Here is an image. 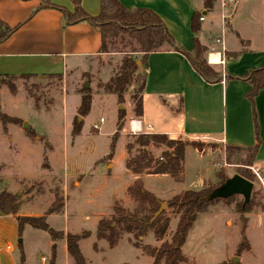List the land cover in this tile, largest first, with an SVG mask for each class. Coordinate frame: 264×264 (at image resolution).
<instances>
[{"label":"rangeland","instance_id":"1","mask_svg":"<svg viewBox=\"0 0 264 264\" xmlns=\"http://www.w3.org/2000/svg\"><path fill=\"white\" fill-rule=\"evenodd\" d=\"M193 1L196 7L201 9L200 0ZM215 2L216 0L213 1L214 11H219V6ZM236 6V21H233V28L236 27L242 38L252 39V42H249L254 48L264 46V0H238ZM209 14L213 16L215 12ZM224 24L226 25V22ZM4 32V25H0V34ZM223 35L233 40L238 39L235 34L227 30L226 26H223ZM119 56H108L111 69L115 68ZM95 59H89L88 63L93 60L94 66ZM107 59L106 57L104 60ZM142 72L143 70L140 69L139 74ZM109 73L111 75L112 72ZM62 79V76L42 80L16 79L2 85L0 182L5 185V190L10 189L12 193L17 190L23 203L29 198L22 211L39 215L48 206V201L54 200V193L64 197L59 191L61 178L72 176L66 184L72 190L68 193L65 211L48 215L47 223L56 230L72 233H80L84 230L90 232V235L79 243L87 264H151V257L142 253L140 248L133 246V238L130 235H123L111 248L104 240H97L95 237L97 216L107 210L109 215L114 202L112 200L121 196L123 198L125 184L131 179L129 177L131 174L124 165L125 144L132 140L135 134L126 130L125 117V123L119 131L110 158L114 165L112 168L108 167L111 162H108L110 159H107V155L111 151V140L116 130L120 105L117 104L116 96L112 94L105 96L101 89L95 86L94 81L91 84L81 78V81L73 82L72 87L70 84H65ZM84 82H89L88 89H92L93 92L90 110L86 116H81L75 109L79 104V96L71 92V89L75 87V90L80 92L84 89ZM9 84L12 85V89L9 88ZM33 84H38V87H34ZM94 87L97 89L95 90ZM132 89L133 86L124 95V109L129 102ZM126 109L128 110L127 106ZM78 117L80 120L77 119ZM100 117L104 122L100 124L99 129L93 128L92 125L98 123ZM23 121L28 122L32 134L22 127ZM73 124L82 125L80 133L74 137L70 135ZM194 141H198L201 151L187 149L183 180L175 183L168 177L159 179L150 176L145 179V187L148 191L166 196L173 191L177 193L182 190H199L203 181V186L214 184L216 181L214 175L220 170L230 177L248 169L255 176L253 190L260 194V197H256L255 204L262 198L259 206H254L246 214L242 213V216L247 217L244 233L250 246L248 251H242L240 256L235 254L240 241L241 226L240 214L236 211L235 204L242 203V196L234 195L232 199H221L208 204L206 212L197 216L182 246V252L186 257V261L182 264H264V170L257 171L261 176L259 178L252 166L241 164L239 160L245 158L246 152L230 150L228 160L225 146L200 140ZM79 176L86 177V180L84 179L86 182L80 189H74L77 184L73 182ZM14 179L18 187L13 186ZM28 191L30 195L26 193ZM160 201L166 202L163 211L165 216L170 218L169 228L164 237L167 240L175 228L177 216L172 213L174 209L167 205V201ZM120 204H123L122 201ZM124 206L131 208L132 203L128 202ZM106 217L108 216H103ZM19 239L22 242L24 264H43L41 257L48 258L51 254L49 248L51 239L45 231L25 225L19 234L16 224L15 235L0 238V247L7 242L15 247L8 257L11 260L6 264H20L17 246ZM141 242L152 246L160 244L151 232H148ZM94 243L96 248L93 246ZM54 249L56 263L67 264V258L62 254L61 249L59 247ZM234 256L241 258L237 262H232ZM49 263L50 259H46L45 264ZM71 264H73L72 260Z\"/></svg>","mask_w":264,"mask_h":264},{"label":"crops","instance_id":"2","mask_svg":"<svg viewBox=\"0 0 264 264\" xmlns=\"http://www.w3.org/2000/svg\"><path fill=\"white\" fill-rule=\"evenodd\" d=\"M49 1L73 11L74 7L69 0ZM119 1L130 8L146 7L152 9L164 21L178 45L187 51L192 50L194 37L209 51L212 48L221 50V45L216 43L215 39L220 38L222 35L224 46L223 64H214L217 65L223 76L222 80L217 83L205 82L192 68L188 60L177 51L151 52L147 58L145 83L142 91V115L140 117L133 115L129 100L125 105L126 130L129 131V120L138 119L140 127L138 133L166 134L171 138L200 140L216 143L220 146L246 147L254 144L252 107L246 97L250 86L245 80L235 77L246 73L252 68L264 65V46L254 48L251 45L252 39L242 38L236 27L233 28L237 6L231 16L227 18L225 25L220 19V11H214L215 4L207 12L203 7L202 0L199 2L202 6L201 9L196 7L193 0ZM42 3L43 0H0V19L9 27L17 26L10 35L0 41V76L4 74L16 76L32 74L38 77L43 76L40 77L42 80L48 79L44 77L47 75H61L65 84H70L72 87L73 82L81 81V78L91 84L95 82V86L98 83L106 82L111 71L110 57L108 56L120 55L117 59L119 60L121 54L117 52H98L100 36L92 25L83 20L71 25H64L62 12L54 8L42 7ZM81 6L88 14L96 15L100 9V0H81ZM195 11H200L201 15H204V20L200 21V28L196 33L191 30L190 26L191 17ZM211 12H215V14L212 16L209 14ZM223 26H226L232 34H235L238 41L227 38L226 35L224 36ZM240 39L248 43L242 44ZM106 57L108 59L104 60ZM92 58H96L95 67L93 66V60L88 63V60ZM91 69L95 70L90 71ZM89 82H84L83 87L87 84L86 88H88ZM1 88L2 85L0 84V90ZM71 92L78 94L80 104L81 93L75 90V87L71 89ZM79 104L75 109H78ZM254 109L259 127L260 143L252 169L258 174V170H264V88L259 90L254 97ZM100 118L98 123L92 125L93 128L96 125L98 128L95 129H99L100 124L104 122L103 118L102 121H100ZM188 148L192 147H187L184 153L183 178ZM163 149L162 146L151 147L150 152L154 156H158ZM126 156L127 153H125V159ZM108 162H111L108 167L111 166L110 168H112L114 164L111 159ZM127 171L131 174L129 176L131 179L125 184L123 198L122 196L118 197L112 202L119 201L121 203L122 201L124 205L128 202L132 203L126 190L137 175L128 169ZM150 176L159 179L168 177L175 182L167 174L143 173L139 177L142 180L144 189H146L145 179ZM71 177L61 178L59 191L64 196V205L60 212L51 214H60L65 211L68 193L72 190L66 184ZM258 177L261 178L259 174ZM78 179L73 182L77 184L74 189H80L83 183L86 182L84 181L86 177L79 176ZM12 184L18 187L15 179ZM4 188L5 185L0 182V191L5 190ZM6 191L11 192L10 189ZM29 192L26 193L29 194ZM149 192L153 193L158 199L167 201L181 191L177 193L173 191L174 193L172 192L166 196H161L154 191ZM13 193L19 196L17 190ZM28 200L29 198L23 203L19 198L17 215L38 216L22 211V207L28 203ZM52 201L53 199L48 201V206ZM124 205L123 207H126ZM110 214L111 210L109 211ZM109 215L107 210V212L97 216V221L103 216ZM15 230V216L0 214V238L15 235ZM5 244L0 247V255L5 257H0V264H6L11 260L8 257L15 249L11 243L7 242ZM55 247L61 249L62 254L67 258V264H71L72 259L67 253L65 240L62 239L55 243L52 240L49 241L51 254ZM51 254L48 258L41 257L43 264H45L46 259H51ZM54 264H57L56 251Z\"/></svg>","mask_w":264,"mask_h":264},{"label":"trees","instance_id":"3","mask_svg":"<svg viewBox=\"0 0 264 264\" xmlns=\"http://www.w3.org/2000/svg\"><path fill=\"white\" fill-rule=\"evenodd\" d=\"M69 1L74 7L73 11L53 4L49 0H43L42 7H50L62 12L64 25H71L82 20L88 22L97 30L100 36L98 52H117L121 54V58L114 66L115 68L111 69L112 73L109 79L104 83H98L97 86L102 89L103 93L115 95L117 104H123L124 95L133 86L129 100L134 116L140 117L142 115V91L145 83L147 58L151 52L162 50L177 51L188 60L192 68L205 82L217 83L222 80L223 76L220 69L217 66L208 64L206 61L205 53L208 51L207 47L200 44L198 39L194 37L192 50L187 51L182 48L168 31L164 21L152 9L146 7H126L119 0H100L99 12L96 15H90L82 8L81 0ZM213 1L202 0L205 11L208 12L212 9ZM200 15V11H195L191 17L190 26L194 33L200 28ZM0 25H4L5 27V32L0 34V41L5 39L17 28V26H7L1 19ZM240 41L242 44L248 43L242 39ZM140 69L143 70L142 74H139ZM53 76L61 77V75H47L44 77L49 78ZM40 77L32 74H22L19 76L4 74L0 76V84L3 85L8 81L16 79L38 78V80H41ZM235 78L245 80L250 86L246 97L252 107L254 144L246 147L225 146L228 151L226 153V159L229 160L230 150L240 153L246 152L245 158L239 161L246 166H252L260 143L259 127L254 109V97L259 90L264 88V65L252 68ZM33 86L38 87V84H33ZM9 88L12 89V85L9 84ZM80 93V104L77 113L81 116H86L90 110L92 99L91 91L88 88H84L80 90ZM124 123L125 109L118 110L116 130L112 135L111 151L107 155V159H110L113 154L115 141ZM81 126L79 124H73L70 135L72 137L78 135ZM28 131L29 134L33 133L32 130ZM161 146L164 149L158 156H154L150 152L151 147ZM187 147H192L198 152L201 151L198 146V141L171 138L166 134L159 133L135 134L132 140L126 142L125 149L127 156L124 164L126 169L137 175L136 179L126 190L132 202V207L126 208L119 202L114 201L111 206V214L97 221L95 230L97 240H104L111 248L118 243L123 235H130L133 238V246L140 248L142 253L151 257V264H182L186 261V257L182 252V246L186 241L187 234L193 222L199 214L206 212L208 204L221 200L219 198L206 201L203 198L213 188L223 183L229 176L220 170L214 175L216 179L214 184H208L199 190H184L168 199L167 205L174 209L172 213L177 216V221L169 239L165 240L164 237L169 228L170 218L166 217L165 212L162 211L154 220H151L160 206V199L144 189L139 175L143 173L154 175L167 174L175 182H181L183 179L184 153ZM48 148L50 149V146ZM44 159H46L45 154ZM236 174L254 183L255 176L250 170H241L240 173ZM233 196L224 199L229 200ZM257 196L260 197L259 192L252 189L249 203L243 208V199L242 203L235 204L236 211L240 214L241 220L240 241L235 249L237 256H240L242 251H248L250 249L244 233L247 218L242 216V213H247L254 206L261 204L262 197L255 204ZM63 205V198L54 193V200L43 214L38 216L17 215L19 196L6 190L0 191V214L15 216L19 234H21L24 226L28 225L34 229L45 231L54 243L64 239L67 253L71 257L73 264H87L86 259L80 251L79 241L87 238L90 232L84 230L80 233H65L52 228L46 221L48 214L60 212ZM148 232L153 234L156 241H160L158 246L142 244L141 240ZM17 246L20 264H24L25 258L22 242L19 241ZM93 246L96 248V243ZM54 257L55 250L53 248L49 264H54Z\"/></svg>","mask_w":264,"mask_h":264},{"label":"water","instance_id":"4","mask_svg":"<svg viewBox=\"0 0 264 264\" xmlns=\"http://www.w3.org/2000/svg\"><path fill=\"white\" fill-rule=\"evenodd\" d=\"M84 87L86 88L87 84H85ZM123 109H124L123 104H120L118 106V110H123ZM77 119L80 120L79 117ZM22 127L25 128L26 130H30L27 121L22 122ZM252 189H253L252 182L243 178L239 174L235 173L232 176L228 177L223 183L213 188L210 191V193L203 198V200L211 201L219 198L224 199L233 195H240L242 196L243 199V203H242V208H243L250 201ZM165 207H166V202L160 201V206L157 209V211L154 213L151 220H154L158 215H160ZM19 241L21 240L19 239ZM238 260H239L238 257L234 256L232 258V262H237Z\"/></svg>","mask_w":264,"mask_h":264},{"label":"built area","instance_id":"5","mask_svg":"<svg viewBox=\"0 0 264 264\" xmlns=\"http://www.w3.org/2000/svg\"><path fill=\"white\" fill-rule=\"evenodd\" d=\"M237 1L238 0H216L215 3H217V5L219 6L220 19L223 23L226 22L227 18H229L231 14L233 13V11L235 10ZM202 20H204V15L199 16V21H202ZM215 42L221 45V50H216L214 48L210 49L208 53L206 54V61L210 65H214V64L222 65L224 62L223 36L221 35L220 38H216ZM100 121H102V118H100ZM94 128H98V127L94 125ZM139 130H140L139 120L138 119L129 120V131L136 134L138 133Z\"/></svg>","mask_w":264,"mask_h":264},{"label":"bare ground","instance_id":"6","mask_svg":"<svg viewBox=\"0 0 264 264\" xmlns=\"http://www.w3.org/2000/svg\"><path fill=\"white\" fill-rule=\"evenodd\" d=\"M214 59H216V58H214Z\"/></svg>","mask_w":264,"mask_h":264}]
</instances>
